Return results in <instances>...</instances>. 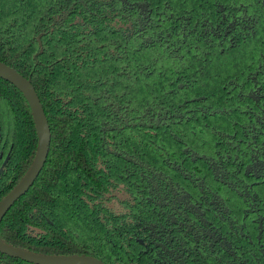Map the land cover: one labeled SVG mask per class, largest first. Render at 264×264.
Segmentation results:
<instances>
[{
    "label": "trees",
    "instance_id": "trees-1",
    "mask_svg": "<svg viewBox=\"0 0 264 264\" xmlns=\"http://www.w3.org/2000/svg\"><path fill=\"white\" fill-rule=\"evenodd\" d=\"M72 1L0 0V60L29 76L50 132L45 161L2 216L0 238L40 253L145 264L146 227L174 224L172 213L194 217L200 239L204 221L226 229L224 209L240 219L235 182L264 138L252 139L237 92H225L228 76L240 75L238 45L179 57L176 43L140 40L108 0L74 3L58 19L57 6ZM198 93L202 103L192 99ZM35 144L24 97L0 78V198ZM0 264L33 263L0 252Z\"/></svg>",
    "mask_w": 264,
    "mask_h": 264
},
{
    "label": "flooded vegetation",
    "instance_id": "flooded-vegetation-1",
    "mask_svg": "<svg viewBox=\"0 0 264 264\" xmlns=\"http://www.w3.org/2000/svg\"><path fill=\"white\" fill-rule=\"evenodd\" d=\"M168 2L108 0L110 7L107 8H111V16L120 13L129 19V31L139 30L140 40L176 43L179 57L185 58V53L196 58L215 55L214 52L230 53L236 49L233 46L238 45L242 62L238 68L240 75L228 76L229 88L225 92L229 93L228 97L232 89L237 92L241 111L247 116L245 123L250 125L245 130L252 134V139L257 142L258 138H264V0H174V5ZM74 3L86 8L83 0H73L68 6L58 5L55 16L61 20ZM167 8L170 11L165 13ZM164 20L169 21L167 26L163 25ZM156 27L159 29H153ZM125 33L127 36L128 32ZM171 34L175 35L174 40ZM198 68L191 74L195 76ZM178 78L179 85H184L186 79L182 75ZM202 96L194 94L192 99L201 102ZM257 122L261 129L256 126ZM259 153L264 156V148L255 145L252 164L245 163L248 166L243 167L242 180L235 182L240 196V219L234 215L231 219L230 210L224 209L226 229L210 220L204 221V237L200 239L194 217L192 220L179 212L174 220L172 213L166 219H172L174 224L158 222L146 227L142 250L148 259L144 263L264 264V158L257 157ZM165 213L169 212L164 210ZM192 214L196 219L202 215L196 204ZM169 239H172L170 243Z\"/></svg>",
    "mask_w": 264,
    "mask_h": 264
},
{
    "label": "water",
    "instance_id": "water-1",
    "mask_svg": "<svg viewBox=\"0 0 264 264\" xmlns=\"http://www.w3.org/2000/svg\"><path fill=\"white\" fill-rule=\"evenodd\" d=\"M0 78L11 83L24 97L36 135L35 149L30 163L13 186L0 198L1 220L5 211L28 189L40 171L46 158L50 132L42 105L30 83L29 76H24L14 67L0 60ZM0 252L33 264H105L94 255L40 253L9 244L1 238Z\"/></svg>",
    "mask_w": 264,
    "mask_h": 264
}]
</instances>
